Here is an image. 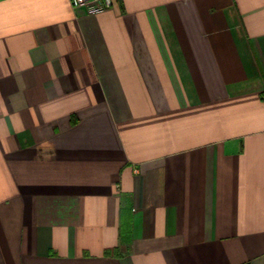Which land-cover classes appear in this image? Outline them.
I'll use <instances>...</instances> for the list:
<instances>
[{
	"label": "crops",
	"instance_id": "1",
	"mask_svg": "<svg viewBox=\"0 0 264 264\" xmlns=\"http://www.w3.org/2000/svg\"><path fill=\"white\" fill-rule=\"evenodd\" d=\"M0 264H264V0H0Z\"/></svg>",
	"mask_w": 264,
	"mask_h": 264
},
{
	"label": "built area",
	"instance_id": "2",
	"mask_svg": "<svg viewBox=\"0 0 264 264\" xmlns=\"http://www.w3.org/2000/svg\"><path fill=\"white\" fill-rule=\"evenodd\" d=\"M73 5L84 4L90 11L99 10L104 6H110L111 0H71Z\"/></svg>",
	"mask_w": 264,
	"mask_h": 264
}]
</instances>
